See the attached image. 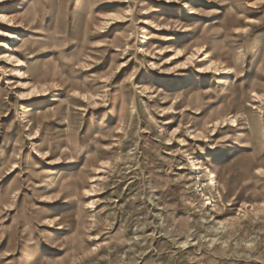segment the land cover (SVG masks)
<instances>
[{
    "label": "rangeland",
    "instance_id": "1",
    "mask_svg": "<svg viewBox=\"0 0 264 264\" xmlns=\"http://www.w3.org/2000/svg\"><path fill=\"white\" fill-rule=\"evenodd\" d=\"M0 15V264H264V0Z\"/></svg>",
    "mask_w": 264,
    "mask_h": 264
},
{
    "label": "bare ground",
    "instance_id": "2",
    "mask_svg": "<svg viewBox=\"0 0 264 264\" xmlns=\"http://www.w3.org/2000/svg\"><path fill=\"white\" fill-rule=\"evenodd\" d=\"M4 1H7V0H0V3H3ZM33 10H36V4H35V3L32 4V5H30V9H27V12H26V13L33 12ZM35 17H36V16H28V14H25V15H24V18H23V16H22V18H23L24 20H26V21H32V20L35 19ZM0 19L3 21V23H4V22H5V23H8V25H10V24L12 23V19L9 18V17H7V16H5V15H0ZM0 35H2V36H10V37H14L17 41L20 40L19 36H13V35H12L11 33H9L7 30H3V29H0ZM209 68H210V66L207 65V66L205 67V69H207V70H205L204 68H200V69H202V70H200V71L207 72V71H209V70H208ZM18 73H20V72H18ZM31 88H32V89H30L29 94H32V95H42V93L45 92V89H44V88L40 89V88H39L38 86H36V85H32ZM41 113H42V114H41L42 116H47V115H48V111H47V109L41 111ZM61 114H62V112H61ZM229 115H230V114H229ZM224 121H231V122H232V121H234V116H230L229 118L225 119ZM177 131H178V128H177ZM198 132L201 133L200 131H198ZM189 160H190V164L192 165V168L195 169V170H199V171H200L201 166L199 165V162H197V159L191 157ZM96 169H99V168L96 167ZM207 169H208V168H207ZM96 173H99V171L96 172ZM209 173H210V178H209V181H208L207 185H210V186L215 187L217 181L214 179V175H213V173H212V172H209ZM198 180H200V179L198 178ZM93 181H96V180L94 179V180H92V182H93ZM198 187H201V183H200V181H199V185H198ZM216 190H217V189H216ZM200 191L202 192V189H200ZM217 194H218V191H217ZM202 195H204V194H202ZM204 196H205V195H204ZM217 224H219V227H218V228H224V227H225V224H224V222H222V221H218ZM218 228H217V229H218ZM211 241H213V239H211L210 242H211ZM181 243H182V245H187V244H188V241L185 240V241H182ZM248 245H249V244H248Z\"/></svg>",
    "mask_w": 264,
    "mask_h": 264
}]
</instances>
